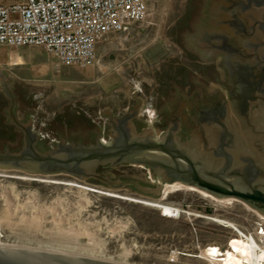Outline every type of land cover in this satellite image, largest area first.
I'll return each instance as SVG.
<instances>
[{
	"label": "rangeland",
	"instance_id": "1",
	"mask_svg": "<svg viewBox=\"0 0 264 264\" xmlns=\"http://www.w3.org/2000/svg\"><path fill=\"white\" fill-rule=\"evenodd\" d=\"M146 3L145 18L128 31L99 43L98 62L85 69L57 64L39 47H0V70L24 81L12 83L3 79L12 93L16 121L24 124L30 118L34 132L40 134L51 128V120L72 129L74 121L82 125L84 119L88 120V127H98L100 137L107 140L110 125L101 111L108 106L117 116L132 107L136 99L131 97V90L135 87V95L143 100V105L130 121L139 135L145 128L169 124L170 113L179 103L171 82L180 86L184 94H190L194 84L187 81L188 70L204 78L211 88V75L206 70L215 68V60L202 62L179 42L181 29L191 18L190 0ZM14 53L21 55L24 62L11 64ZM82 79L84 83L80 82ZM10 106V97L0 80V141L12 142L17 135L16 124L7 122L8 115L3 112ZM94 172L140 183L149 182L151 177L150 167L129 162L98 164ZM15 174L27 173L15 169L0 171V241L9 245L43 250L57 247L130 264H224L239 237L234 236L233 227L226 228L204 215L226 218L245 231L252 230L262 217L264 222V214L248 202L236 197L226 202L230 197L194 186H179L156 197L129 188L116 190L204 214L181 211L172 218L143 201L77 184L113 190L94 176L81 179L61 173L49 175L63 180L51 183ZM69 229L78 231L77 241L55 244Z\"/></svg>",
	"mask_w": 264,
	"mask_h": 264
},
{
	"label": "water",
	"instance_id": "2",
	"mask_svg": "<svg viewBox=\"0 0 264 264\" xmlns=\"http://www.w3.org/2000/svg\"><path fill=\"white\" fill-rule=\"evenodd\" d=\"M224 4L228 1L190 0L191 18L179 37L180 44L197 54L202 62L215 60V68L206 70L211 75L212 87H207L204 78L188 70L187 81L194 84L190 94H184L180 86L171 82L179 103L170 113L169 124L145 128L139 135L130 121L143 105V100L135 95V87L131 90V97L136 99L132 107L123 109L117 116L108 106L101 111L110 125L107 140L100 137L98 127H88V120L84 119H81L82 125L73 120L72 129L62 128L61 123L51 120V128L36 134L30 118L24 124L16 121L12 93L3 79L12 83L24 81L0 70L2 86L11 100L10 108L3 112L8 115L7 122L12 120L16 124L17 131L12 142L0 141V170L15 169L45 176L64 173L81 179L94 176L113 190L129 188L155 197L163 193L165 184L179 182L222 197L239 198L264 214V91H257L248 117L240 113L235 100L229 97L228 86L233 83L223 50H214L203 40V36L214 31H226L232 39L231 26L218 23L229 15L228 10L220 12L219 7ZM249 4L243 13L248 14L249 23L260 18L261 27H253V33L247 37L253 44L259 41L258 48L255 50L249 45L245 51H256L264 56V0H250ZM243 39L245 37L232 42L241 47ZM253 59L257 57L249 56L247 61L252 63ZM209 98L224 102L223 114L211 122L202 121L200 128L193 120L196 112L211 100ZM121 162L150 167L149 182L108 178L94 172L98 164L115 166ZM0 264L125 263L14 248L0 251Z\"/></svg>",
	"mask_w": 264,
	"mask_h": 264
},
{
	"label": "built area",
	"instance_id": "3",
	"mask_svg": "<svg viewBox=\"0 0 264 264\" xmlns=\"http://www.w3.org/2000/svg\"><path fill=\"white\" fill-rule=\"evenodd\" d=\"M146 13V0H0V47H39L57 64L85 69L98 62L99 43ZM262 219L243 235H264Z\"/></svg>",
	"mask_w": 264,
	"mask_h": 264
},
{
	"label": "flooded vegetation",
	"instance_id": "4",
	"mask_svg": "<svg viewBox=\"0 0 264 264\" xmlns=\"http://www.w3.org/2000/svg\"><path fill=\"white\" fill-rule=\"evenodd\" d=\"M228 4L220 5V12L229 11L227 18L221 19L218 23H225L231 26L232 39L225 31H214L209 35L203 36L210 47L221 49L224 52V61L227 64L228 73L233 84L228 86L229 97L235 100V104L240 113L249 116L251 103L257 99V91H264V56H259L258 52H246L247 46L258 48L259 41L249 42L247 37L253 33V27H261V19H255L251 23L247 20L245 10L249 8L250 0H226ZM243 13V14H242ZM241 37V47L233 43L232 40L239 42ZM246 43V46L244 45ZM249 56L257 57L252 63L247 61ZM208 100L205 107L196 112L195 122L200 126L202 121L211 122L217 115L223 114L224 102L217 99ZM195 124V125H196ZM201 128V126H200Z\"/></svg>",
	"mask_w": 264,
	"mask_h": 264
},
{
	"label": "bare ground",
	"instance_id": "5",
	"mask_svg": "<svg viewBox=\"0 0 264 264\" xmlns=\"http://www.w3.org/2000/svg\"><path fill=\"white\" fill-rule=\"evenodd\" d=\"M10 57H12V55ZM21 62H24L23 61V57L21 55H16L15 58L13 59V63H11V62L10 63L15 65V64H20ZM0 171L1 172H5L4 170H0ZM15 175L20 176V177H24V178L28 177V178H38L39 180H49L50 182L51 181H54V182L63 181L62 179H55L53 177H49V176H45V175L44 176L32 175V174H15ZM64 182H69L70 183V182H72V180H64ZM77 184H79L80 186H84L86 188H89V189H95V190H99L100 192L101 191L105 192L106 194H110L112 196L126 197V198H129L131 200H137L139 202L143 201V202L149 204L150 206H152L153 208L159 209L161 214L163 216H167V217H172V218L176 217L177 215H179L181 213V211L187 212L189 214H194L196 216L204 215V214H201V213H199V212H197L195 210H187V209L181 208L179 206L160 201V199L159 200L158 199H148V198H146L147 196L145 198H143V196L139 197V196H134V195L126 193V192H118L119 190L116 191V190H112V189L97 188V187H94V186H91V185H86V184L79 183V182ZM179 186L190 187V186H187V185H183V184H181L179 182H174V183H171V184H165L162 194L166 195L168 190L171 191V189L177 188ZM232 199L233 198L230 197V198H227L225 201L226 202L227 201H231ZM6 215L4 213V217ZM204 216H207L208 218L218 222L219 224H221L223 226H226V228L227 227H233L234 230H237V233H235L234 236H238L239 237V242H238V244H237V246L235 247L234 250H232V251L227 253V255L225 257V260H224V264H264V235L261 234V231L255 230L256 236L247 235V234L243 235V230L240 229L239 227H237L232 221L226 220V218L222 219V218H219V217H217L215 215H208V214L204 215ZM9 217L10 216H8V218ZM5 218H3V219H5ZM6 221H7V218H6ZM2 223L0 221V227H1ZM77 232L78 231H75L74 229H69L66 232L62 233L61 236L59 234L60 237H58L56 239V243L55 244L62 246V244L64 242H66V241H71L72 243H74L76 237L78 236ZM259 240H261V242ZM52 242H54V240ZM79 245H77L78 248H79ZM71 246H76V245L72 244ZM82 246H84V245H82ZM89 247H90V245H89ZM14 248H26V247L9 245V244L2 243L0 241V251H3L5 249L6 250L14 249ZM26 249L43 250L42 248H36V247H31V246L29 248L27 247ZM48 251L64 253V254H69V255H80V256L83 255V256L93 257V256H90V255L76 253V251L58 249L57 247H54V248H52V250H48ZM120 263L130 264V263H127V262H120Z\"/></svg>",
	"mask_w": 264,
	"mask_h": 264
},
{
	"label": "snow or ice",
	"instance_id": "6",
	"mask_svg": "<svg viewBox=\"0 0 264 264\" xmlns=\"http://www.w3.org/2000/svg\"><path fill=\"white\" fill-rule=\"evenodd\" d=\"M209 251H210V252H216V251H218V250H216V249H210Z\"/></svg>",
	"mask_w": 264,
	"mask_h": 264
},
{
	"label": "crops",
	"instance_id": "7",
	"mask_svg": "<svg viewBox=\"0 0 264 264\" xmlns=\"http://www.w3.org/2000/svg\"><path fill=\"white\" fill-rule=\"evenodd\" d=\"M88 77V76H87ZM89 78V77H88ZM80 82L84 83V79H82Z\"/></svg>",
	"mask_w": 264,
	"mask_h": 264
}]
</instances>
